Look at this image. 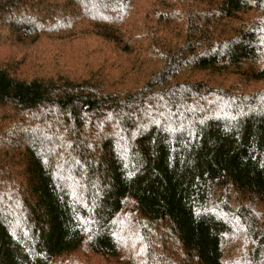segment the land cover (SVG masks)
Here are the masks:
<instances>
[{"label": "trees", "instance_id": "1", "mask_svg": "<svg viewBox=\"0 0 264 264\" xmlns=\"http://www.w3.org/2000/svg\"><path fill=\"white\" fill-rule=\"evenodd\" d=\"M145 2L0 0V264L118 258L129 211L175 264H225L228 228L264 264V19L232 23L264 0Z\"/></svg>", "mask_w": 264, "mask_h": 264}, {"label": "rangeland", "instance_id": "2", "mask_svg": "<svg viewBox=\"0 0 264 264\" xmlns=\"http://www.w3.org/2000/svg\"><path fill=\"white\" fill-rule=\"evenodd\" d=\"M142 1L145 2V0ZM161 1H163L164 6L153 7L155 1L153 2L149 0H147L143 4V6L138 4L137 9L135 8L133 12V17L139 18V21L141 22L140 16L142 15V12L144 10L143 16L146 18V20L150 22V24H157L161 13L174 12V3H179L182 0ZM205 8L206 6L201 8L200 16L204 15V13H207V10H205ZM263 13L264 8H256L250 13L243 15L241 19H239L237 22L234 21L232 23H234L235 26H240L241 24L254 26V21L259 20V18H262V16L264 19ZM175 20L176 21H174L173 23L174 25L182 22L184 18L176 17ZM130 24L131 26L129 28V31H135V26L139 27V24H132V22H130ZM262 30V34L264 35V27ZM49 48L51 50H54L55 46L50 45ZM3 57L4 52L1 50L0 65L5 63ZM261 87H264V85H259L258 89H260ZM131 212L132 211L127 212L126 214H124V216L121 217V220H117V230L122 227V232H120L119 234L117 233L115 236L120 248L118 258L110 256L108 258H103L101 256L92 254L90 251H84L82 253L77 254V256L75 255L71 257V259L67 260L65 264H157V256L166 250L171 251V254L169 253V257L171 258L173 264H175L174 261L176 257L173 254V252L175 251V242L172 236L166 237L164 239V242L160 243L158 238L160 237L162 232L166 233V231H164L162 228L156 234L155 238L151 237L153 229L149 228L145 232L139 231V229L135 225H132L130 222L131 218L134 219V221L132 219L134 223H136L137 221L131 214ZM211 212L213 214H217L214 209H211ZM224 217L225 219L227 218V216L225 215ZM226 222L229 223V220L226 219ZM233 222L234 224L236 223L235 220ZM226 230H228V232L224 235L223 239L224 263L240 264L244 260V256H246L251 250V240L246 239V235H244L245 231L243 229H241V231L238 228L232 230L228 228ZM151 239H154L155 241L153 242ZM118 259H120L121 261L118 262Z\"/></svg>", "mask_w": 264, "mask_h": 264}]
</instances>
